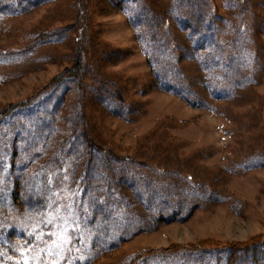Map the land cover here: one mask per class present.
<instances>
[{
    "label": "rangeland",
    "instance_id": "374dc122",
    "mask_svg": "<svg viewBox=\"0 0 264 264\" xmlns=\"http://www.w3.org/2000/svg\"><path fill=\"white\" fill-rule=\"evenodd\" d=\"M0 264H264V0H0Z\"/></svg>",
    "mask_w": 264,
    "mask_h": 264
}]
</instances>
